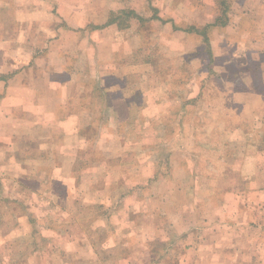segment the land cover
Masks as SVG:
<instances>
[{
    "label": "rangeland",
    "instance_id": "rangeland-1",
    "mask_svg": "<svg viewBox=\"0 0 264 264\" xmlns=\"http://www.w3.org/2000/svg\"><path fill=\"white\" fill-rule=\"evenodd\" d=\"M40 1L47 29L33 30L43 42L32 21L0 30L25 42L0 75V264H212L216 232L227 255L239 245L233 225L262 239L264 99H235L224 59L211 66L202 40L184 33L216 17L213 0H201V13L170 0H110L122 7L114 13L134 12L126 29L106 28L113 11L101 0ZM252 6L246 30L264 32V0ZM26 44L36 45L22 54ZM247 205L252 228L239 218Z\"/></svg>",
    "mask_w": 264,
    "mask_h": 264
},
{
    "label": "crops",
    "instance_id": "crops-1",
    "mask_svg": "<svg viewBox=\"0 0 264 264\" xmlns=\"http://www.w3.org/2000/svg\"><path fill=\"white\" fill-rule=\"evenodd\" d=\"M179 2L180 1L178 0H173L172 2L170 0V5L168 4V6H172L173 8L178 9V11L183 10V11H189L191 13H193L192 11H195V12L201 13L204 9L203 3H205L204 1H201V0H192V1L187 0L183 3H179ZM40 3H41L40 0H0V30L5 28V23L7 22L10 23V25L15 28H17L19 25V29H21L25 27V23H29L30 21H32L29 31L31 29L33 30V28L35 29L36 28L35 26H38L36 24H40L41 27L39 28L43 27V29H45L46 31L47 26L45 22V19H46L45 9L39 6L37 7L33 6V4L40 5ZM237 3H238V0H213V3L212 4L209 3V5H211L217 11L216 17L214 19H207V21H204L205 23L197 22L191 26H188V25L183 26L185 27L184 33H186V35L189 37L195 36V38H198L199 41L202 40V43L204 44V47H205V51H207V56H206L207 63L210 64L211 66H213L215 63L218 64L219 60L224 59L223 67H225L226 72L225 74H223L224 72L220 74L222 75L223 78L227 77V80L225 81V83L228 82L230 86L233 85L234 88L238 89L234 91L236 93L235 99L237 98L238 95H241V94L259 96L262 99H264V32H262L260 29L259 31H256V27L254 26H253L254 29L251 28V29L246 30V27L250 26L249 22H251V20L249 18H252L250 16V12L253 11L252 4H254V0H243L240 6L245 12H241L238 14H236L237 13V9H236ZM42 4H46L45 1H42ZM205 5L206 7H208V3ZM98 6L100 7L102 6L103 10L105 11H108V12L113 11L111 13H114V11H117L116 9L122 8V7H117V8L111 7L110 0L108 1L101 0V3L98 2ZM122 11H125V10L121 9V12ZM29 17H32V18L29 19ZM219 18L223 19L221 21H224V23L226 24L216 25L217 19ZM245 18L246 20H243ZM156 20L160 22L162 21L161 18L160 19L156 18ZM13 23H16V24L13 25ZM66 23L70 27H73V25H71L68 22L67 17H66ZM114 25H117V24L107 26L106 28L109 29L113 27ZM173 25H175L174 27L176 28L177 25L179 26L180 24L175 22L173 23ZM208 25H214V26H211L208 30V37H209L210 49H211V55H212L213 62H211L210 55L208 54V47L203 42V38H201V36L198 35L197 33L191 32L192 28L201 30L207 27ZM176 29L178 30V28ZM39 33L41 34V32ZM178 33L180 32L179 31L175 32V34H178ZM213 33L218 34L219 36L213 37L212 36ZM26 34L27 33L22 32V34L21 35L19 34V35L24 38ZM30 34H31L32 39L35 38L38 43H40V41L43 42L40 36L36 38V34L34 30L33 32H30ZM222 35H225V36H222ZM4 37L5 36H4L3 31L0 32V55L5 62V64L0 65V71H1L0 75H5L9 73V71L12 68L9 66L10 65L13 66V64L16 63L17 55L20 54V53H15L16 52L15 50L18 49V44L25 43L23 40H20L19 42L17 41L13 42L16 39V36L14 35H11L10 38L7 37V39L6 37L5 38ZM42 37H44L45 39L46 35L44 34V36ZM232 37L238 38V40L233 45L229 44V40ZM237 38H235L234 40H236ZM5 39L7 41H4ZM57 42L58 40L56 39L55 43ZM26 43H28V40H26ZM237 43H239L238 46H236ZM9 44L14 45V50H12V45L9 46ZM33 45H36V44H30V45L26 44V46L28 47L26 51L22 54H25L26 52L28 53L31 46ZM230 47L233 48L234 52L231 53L230 56L227 58V55L223 53L224 48L228 49ZM10 53H14V55L11 56ZM227 54H229V52H227ZM21 55L18 56V59ZM227 60H229L230 63L225 64ZM201 61H203L202 57H200V62ZM235 62L240 63V66L242 67H247V68L250 67V68L244 71L230 73V71L228 70V67L229 65ZM200 70L202 69H198L197 72L200 73L199 72ZM243 75H246L245 79L243 78L239 79L238 80L239 84H237V81L228 79L229 76H233L234 78H239V77H243ZM3 88H5V86ZM203 90L205 91V88L199 90L201 92L198 94L197 97H199L200 95L204 93ZM10 124L11 123L7 125H10ZM263 127H264V123H263ZM233 137H234L233 135H230L229 139H233ZM230 149L231 148H229L228 151H230ZM218 163H220L218 165L220 170H221V167L225 168L228 165L226 159L223 160V164H221L220 161H218ZM230 164L232 163H229V165ZM229 168L230 167H227L226 170ZM215 170H216V167H215ZM253 184H254L253 181H246V184L244 185V187L248 190V193L254 189H257L256 192H258V188L254 187ZM259 192L262 194L263 200H264V186L263 185H261ZM257 195L259 196V193H257ZM248 198L254 199L253 197H249V196L244 199H237V206H239L240 203H242V201H245ZM250 203L251 205H253V201H251ZM261 206L263 207L264 204H262ZM250 207L249 205H247V208L240 209L239 207L238 210H240L239 218L244 216L248 220V222H250L249 227L252 228L253 227L252 222H256V219L258 218H256L253 215V210H250ZM219 210L223 211V208L219 206ZM261 215H262V219L264 220V212L261 213ZM233 227H234V230H231V232L234 233L235 238H237L239 245L238 246L233 245L230 255H227L225 250L219 249L218 247L220 238L217 237V232H216L215 237L213 239L215 246L211 245V247L214 250V256L215 254H217L218 256H220V259L215 260L214 258L212 264H228V262L232 259H233L232 261H234V264H264V226L260 227L258 224L254 225V227L258 228V230L260 231L259 238H262V239L254 240V241L252 237H254L255 234H251L249 228L248 229L245 227L241 228L236 225H233ZM244 241H245V246H241L243 245ZM71 247H72L71 248L72 255L70 257L73 260L74 254L77 253L73 251H75L77 248H73L72 245ZM192 251L193 249L191 248L189 250V253H191ZM247 258H250L251 260H248L245 262ZM183 261L186 264H191V261H188L186 259H183ZM197 264H207V263L199 262Z\"/></svg>",
    "mask_w": 264,
    "mask_h": 264
},
{
    "label": "trees",
    "instance_id": "trees-1",
    "mask_svg": "<svg viewBox=\"0 0 264 264\" xmlns=\"http://www.w3.org/2000/svg\"><path fill=\"white\" fill-rule=\"evenodd\" d=\"M122 14H126V16H124L125 18L121 17V16H123ZM133 14H134L133 11H122L119 14L111 13L110 20L108 21V23L105 26H110V25H113V24H117L120 29H126V28H128V26L126 24L122 23V22L130 20L131 17H133ZM221 20H223V19H220V18L217 19L216 25H224V24H226V23H224V21H221ZM211 26H214V25H208L207 27H205L204 29H201V30L196 29V28H192L191 32L197 33L198 35L203 37V39H204L203 42L207 45L208 54L210 55L211 62H213L212 55H211V49H210V42H209V37H208V30H209V28ZM98 28H100V27H98Z\"/></svg>",
    "mask_w": 264,
    "mask_h": 264
}]
</instances>
